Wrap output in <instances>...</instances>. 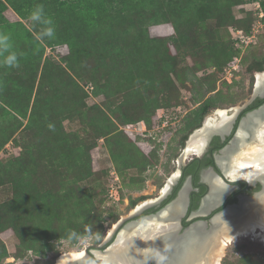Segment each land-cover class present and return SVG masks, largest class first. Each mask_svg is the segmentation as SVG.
I'll return each instance as SVG.
<instances>
[{"label": "rangeland", "instance_id": "1", "mask_svg": "<svg viewBox=\"0 0 264 264\" xmlns=\"http://www.w3.org/2000/svg\"><path fill=\"white\" fill-rule=\"evenodd\" d=\"M165 2L164 11L144 18L110 13L104 23L112 34L87 43L78 62L65 58L67 45H45L33 85L27 79L37 55L23 43L16 47L24 53L20 66L0 68V141L10 140L0 152V264H44L104 246L117 222L161 196L205 103L211 100L212 113L250 98L249 67L264 61L263 7L245 0ZM4 14L38 37L30 19L10 7ZM69 79L81 90L73 91ZM3 104L26 118L3 117ZM38 105L43 124L30 129ZM70 230L78 238L70 241ZM220 262L264 264V242L238 237Z\"/></svg>", "mask_w": 264, "mask_h": 264}, {"label": "bare ground", "instance_id": "2", "mask_svg": "<svg viewBox=\"0 0 264 264\" xmlns=\"http://www.w3.org/2000/svg\"><path fill=\"white\" fill-rule=\"evenodd\" d=\"M257 85L258 89L264 86V73H257ZM234 111L216 110L214 116L206 120V126L191 136L180 164L190 155L201 156L209 133L219 132L221 127L231 122ZM244 125L238 134L240 146L234 150L230 148L231 165L225 166V174L233 181L264 182V109L251 114ZM178 177L179 170L167 179L160 194L168 193ZM206 178L212 185V194L206 199L204 213L230 190L221 178L212 174ZM183 212L184 202L181 199L159 215L128 224L116 234L105 253L95 251V255L106 264H144L151 259H163V264H220L225 246L228 247L238 237L253 235L264 242V192L258 199L247 201L242 208L227 209L217 216L210 233L203 232L204 226L197 224L179 236L177 232H180ZM109 233L112 235V229ZM85 257V250L70 251L61 254L54 264H74ZM91 264L97 262L92 261Z\"/></svg>", "mask_w": 264, "mask_h": 264}, {"label": "trees", "instance_id": "3", "mask_svg": "<svg viewBox=\"0 0 264 264\" xmlns=\"http://www.w3.org/2000/svg\"><path fill=\"white\" fill-rule=\"evenodd\" d=\"M162 1L167 2L168 0ZM171 2L175 6L178 3L176 2V0H171ZM245 2L257 3L261 2V0H245ZM37 4H43L46 15L51 17L54 21L56 32L55 37L52 40H38L31 33L30 29L25 28V26L21 22H18L16 24L10 23L4 14L8 7H10L22 20H28L30 13ZM261 4L264 9V3ZM162 11H164V6H161V0H0V30L8 33V29L17 27V31L11 37L15 50L18 44L23 43V46L29 48V56L30 54L33 55V53L37 55L35 60L36 63L35 61H31L32 63L30 65V67H32L33 64H36V67L35 69L30 70L27 79L29 85H33L37 78L38 69H40L42 65L45 66L44 62L42 63L43 56L46 51L45 45H47L48 47L67 45L69 48V54L65 58L73 59L75 62H78L80 61L79 57L80 51L82 50L81 48L85 47L87 43L91 42L92 40H98L99 38L102 40L103 38H106L105 36H108L109 38L110 34H112L113 31L108 34L107 28L105 27L104 23V18L109 17L110 13L118 18L126 14L128 16L144 18L148 14L152 15L153 13H159ZM131 25L126 29L124 35H128L130 33ZM35 26L37 32H39V30L42 28L41 25ZM139 35L143 39L146 36L145 31L140 30ZM249 70H264L263 63H255L254 65L249 67ZM45 81H50L49 77H47ZM56 81L60 89L64 81L60 79V77ZM69 83L72 85L73 91L74 88L77 92L81 90L78 87L79 85H77V83H75L73 79H69ZM26 90L28 92L32 91L31 87H28L27 85ZM30 95L31 94H29V96ZM30 101L31 99L28 98L26 109H29ZM57 101H59V98ZM210 101L211 100H208L200 110V125L205 116H208L211 113L209 104ZM1 106L4 109L3 117L5 116V114L14 113L23 116L21 113H19L20 111L12 105L8 106L3 104ZM34 108H37V110L31 111V115L27 124V127L30 129L31 127H40L39 124H43L42 121H39V105L38 107L36 106ZM23 117L26 118V115H24ZM20 124L21 122H19V126L16 127V130L22 127V125ZM13 131H15V129ZM186 139L187 138H185V140ZM9 141L10 140L6 137H4L2 141H0V152L5 148ZM43 246L46 247L48 245L44 244ZM57 257H55L52 261H48L44 264H54Z\"/></svg>", "mask_w": 264, "mask_h": 264}, {"label": "flooded vegetation", "instance_id": "4", "mask_svg": "<svg viewBox=\"0 0 264 264\" xmlns=\"http://www.w3.org/2000/svg\"><path fill=\"white\" fill-rule=\"evenodd\" d=\"M262 63L264 67V61ZM251 72L254 73V80L250 85L251 95L250 98L242 104L248 105L246 106L244 113L240 114L234 122L230 135L226 136V138H222L219 135L214 136L208 146H206L204 153L199 156V159H197V156H192L193 158H191L187 164H185L186 161L181 165L179 163V172L182 170L181 179L173 188L172 193L162 200L160 205L154 206L143 213L144 218L158 215V211L162 210L172 201L177 200L179 198L180 192L182 189H184V187H186L188 181L190 182V188L187 187L188 190L185 195L187 196L188 202L186 206L184 205V207H186L185 216L182 221L183 226L179 230L180 234L193 223L202 224L204 226L203 231L208 232L210 231L212 222L214 223L213 220L217 216L224 213L227 209L236 207L242 208V206H244L247 201L262 195L264 192V182L262 180H257L252 184L248 182L249 185H247L233 181L225 174V166H228L227 164L231 165L229 161V157L231 158L230 148L234 150L238 149L240 146L239 139L236 134L238 129L245 127L244 121L243 124H241L242 120L247 117L248 114H253L256 111L264 109V92H258L257 86V73H264V70H253ZM233 107H238V105L231 106L229 108ZM216 110L218 109H215L211 114L205 116L201 125L196 128V130L202 126L206 118L210 119L213 117ZM189 139L190 137L185 141V146L187 145ZM208 174H212L221 178L228 185L230 190L222 197V204L207 214L204 213V211H206L204 207L207 202L206 199L210 194H212V185L210 183L208 184L206 178ZM227 181H229V183H227ZM142 203H140V205ZM138 206L139 204L136 207ZM210 209H208L207 212Z\"/></svg>", "mask_w": 264, "mask_h": 264}, {"label": "water", "instance_id": "5", "mask_svg": "<svg viewBox=\"0 0 264 264\" xmlns=\"http://www.w3.org/2000/svg\"><path fill=\"white\" fill-rule=\"evenodd\" d=\"M258 86V85H257ZM258 92H264V86L259 88L258 89ZM248 104H245V105H242V106H238L237 108L236 107H233V108H229V110H232V109H235V111L233 112L232 114V120L231 122H229L226 126H223L220 128V131L219 132H211L209 133L208 137H207V143H206V146H208V144L210 143L211 139L216 136V135H219L221 136L222 138H226V136L230 135L231 131H232V128H233V124L234 122L236 121V119L238 118V116L240 114H243L244 113V110L246 108ZM256 113V112H255ZM251 114H248L247 117H245L241 124H243V121L245 122V120L248 119V117L250 116ZM206 120L207 118L204 120L202 126L195 130L191 135H190V138L193 134H195L197 131L203 129L205 126H206ZM241 129V128H240ZM240 129H238L237 131V136L240 132ZM206 149V147H205ZM182 157V156H181ZM180 157V158H181ZM197 159H199V156H197ZM181 165V164H180ZM181 170V169H180ZM181 175H182V170L179 172V177L177 179H175L174 183L171 184V187L168 191V193H165L163 195H161L157 200H154L150 203H146V202H143V204L139 205L138 207H136L133 212L126 218H123L121 219L119 222H117L116 224V227L114 228V231L112 233V235H108V238L106 240L107 244H105L104 246H100V247H97L96 249L92 250L91 248L89 249L88 247L85 249V259L81 260V261H75L74 264H91L92 261H95L97 262V264H106L104 263L101 259H99L96 255H95V251H98V252H101V253H105L108 249H109V245H112L115 237H116V234L119 233V231L125 227L126 225L128 224H131V223H138L140 220L144 219V215L143 213L145 211H147L148 209L154 207V206H158L160 205L161 201L164 200L166 197H168L171 193H172V190L173 188L176 186V184L178 183V181L181 179ZM238 183H244V184H247L249 185L248 181H245V180H239V181H236ZM227 183H229V181H227ZM190 188V182L188 181L187 184H186V187H184V189H182V191L180 192V195H179V198L177 200H174L172 201L170 204H167L162 210L158 211L157 214H161V212L166 209L167 207L171 206V205H174L176 204L179 200H183L184 202V205L186 206L187 205V196L186 195V192L188 190V188ZM186 188V189H185ZM259 197H255L254 199L252 200H256L258 199ZM220 204H222V200L220 202H218L217 204H215L214 206H212V208L207 212L210 213L213 209L217 208L218 206H220ZM243 207V206H242ZM185 208L184 207V212L183 214L181 215V228L183 226L182 224V221H183V218L185 216ZM152 217V216H151ZM198 223H193L191 226L187 227L181 234L179 232H177V234L179 236H183L192 226L194 225H197ZM214 224L212 222V225H211V228H210V231H212L213 227H214ZM180 228V229H181ZM204 230V229H203ZM210 231H208L210 233ZM204 232V231H203ZM207 233V232H206ZM105 242V243H106ZM58 258L56 259V262H57ZM164 260L163 259H160L157 261V259H151L149 262H146L144 264H163Z\"/></svg>", "mask_w": 264, "mask_h": 264}, {"label": "clouds", "instance_id": "6", "mask_svg": "<svg viewBox=\"0 0 264 264\" xmlns=\"http://www.w3.org/2000/svg\"><path fill=\"white\" fill-rule=\"evenodd\" d=\"M29 19L34 25H41V31L37 37L38 40H52L55 37V24L51 17L47 16L43 4H37L29 15ZM24 55L14 48L12 38L5 31L0 30V68H18L20 59ZM78 238L75 230H70L68 239L71 241Z\"/></svg>", "mask_w": 264, "mask_h": 264}, {"label": "built area", "instance_id": "7", "mask_svg": "<svg viewBox=\"0 0 264 264\" xmlns=\"http://www.w3.org/2000/svg\"><path fill=\"white\" fill-rule=\"evenodd\" d=\"M261 3H264V0H261V2H257L255 3L257 5L258 8H262V4ZM262 13V11H261Z\"/></svg>", "mask_w": 264, "mask_h": 264}]
</instances>
